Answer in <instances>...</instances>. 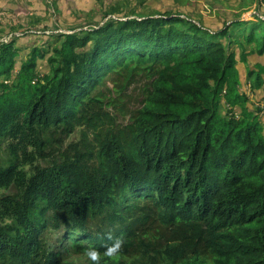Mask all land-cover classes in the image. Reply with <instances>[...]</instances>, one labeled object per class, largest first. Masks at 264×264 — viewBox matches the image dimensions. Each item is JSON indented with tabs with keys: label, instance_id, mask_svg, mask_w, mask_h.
Segmentation results:
<instances>
[{
	"label": "trees",
	"instance_id": "16d2710c",
	"mask_svg": "<svg viewBox=\"0 0 264 264\" xmlns=\"http://www.w3.org/2000/svg\"><path fill=\"white\" fill-rule=\"evenodd\" d=\"M164 16L58 34L57 65L42 79L34 50L8 83L18 53L0 45V188L11 192L0 198V264H74L88 250L115 261L148 222L175 235L157 250L159 264H264V125L223 43L240 32L264 54V22L214 33ZM256 66L248 71L259 90ZM109 74L144 82L141 108L122 129L106 121L97 91ZM80 127L91 140L84 133L73 152L55 146ZM49 228L63 230L53 249Z\"/></svg>",
	"mask_w": 264,
	"mask_h": 264
},
{
	"label": "rangeland",
	"instance_id": "374dc122",
	"mask_svg": "<svg viewBox=\"0 0 264 264\" xmlns=\"http://www.w3.org/2000/svg\"><path fill=\"white\" fill-rule=\"evenodd\" d=\"M167 13L190 18L204 29L216 33L222 30L225 24L229 27L236 24L235 21L246 22L245 25L249 21L264 22V0H0V45L11 42L13 49L18 53L15 70L8 83L12 84L18 79L19 69L34 50L41 55L36 68L39 79L53 75L57 64L51 59L57 58L54 49L62 44L57 39L60 33L84 37L108 22L130 18H159L165 17L164 14ZM237 33L238 36L232 38L236 39V42L229 43L231 39H224L223 43L228 53L237 54L243 81L241 89L248 94L250 109L259 115L264 125V88H253L254 77H251L248 71L258 69L256 65L259 63L264 65V54L259 53L260 48L256 42L248 43L240 32ZM263 35L264 33L259 37L262 38ZM92 46L93 42H90L88 49ZM242 53L249 54L248 66L240 61ZM4 80L5 77H2L0 82ZM142 81L138 79L137 82L129 84L125 76L109 74L97 88V91L101 90L106 96L103 108L109 116L106 121H113V128L122 129L129 125L134 113L141 108L144 85ZM95 94L93 93V96ZM112 100L115 105H107ZM220 112L221 115L227 114L224 104ZM106 132L108 131H104ZM84 133H87L89 140L92 139V129L80 127L70 137H58V141L54 142L57 143L55 146H60L64 141L63 149L69 150L74 142L81 143ZM49 152L50 150L45 154ZM46 160L44 162H47ZM9 193L10 189L0 188V198ZM152 227L156 228V235L150 240L144 233ZM62 231L48 229L46 243L50 249L59 243ZM134 233L136 237L138 235L139 240L134 241L133 236V240L125 248L121 247L118 257L113 256L115 261L106 258H75L74 264H159L157 250L175 237L173 231L160 223L152 222L138 228Z\"/></svg>",
	"mask_w": 264,
	"mask_h": 264
},
{
	"label": "clouds",
	"instance_id": "9594fccd",
	"mask_svg": "<svg viewBox=\"0 0 264 264\" xmlns=\"http://www.w3.org/2000/svg\"><path fill=\"white\" fill-rule=\"evenodd\" d=\"M119 247V245H116V246H114V247H112V248H109L108 250H107V252H108V254L110 255V254H112L113 252H115L116 251V249ZM87 255L92 259V260H96L97 259V252L95 251V250H88L87 251Z\"/></svg>",
	"mask_w": 264,
	"mask_h": 264
}]
</instances>
